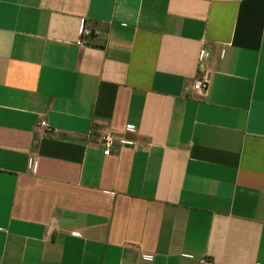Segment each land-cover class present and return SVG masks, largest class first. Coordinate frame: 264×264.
<instances>
[{"label":"crops","instance_id":"obj_1","mask_svg":"<svg viewBox=\"0 0 264 264\" xmlns=\"http://www.w3.org/2000/svg\"><path fill=\"white\" fill-rule=\"evenodd\" d=\"M0 264H264V0H0Z\"/></svg>","mask_w":264,"mask_h":264},{"label":"built area","instance_id":"obj_2","mask_svg":"<svg viewBox=\"0 0 264 264\" xmlns=\"http://www.w3.org/2000/svg\"><path fill=\"white\" fill-rule=\"evenodd\" d=\"M89 32H87L84 28L80 29V39L76 42L78 45H83V36H88ZM209 90V76L201 58H199L197 63L196 75L187 88V92L192 94L193 96L204 97ZM40 127L45 128L46 130H50L47 123L42 120L40 121ZM99 142L103 147V154L108 156L110 154V149L113 144L117 142L116 137L109 133H103L98 136ZM125 143V142H124Z\"/></svg>","mask_w":264,"mask_h":264}]
</instances>
